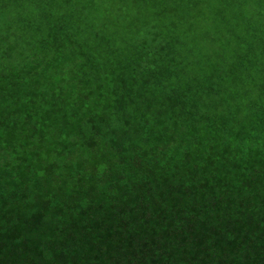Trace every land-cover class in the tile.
Here are the masks:
<instances>
[{"label": "trees", "instance_id": "trees-1", "mask_svg": "<svg viewBox=\"0 0 264 264\" xmlns=\"http://www.w3.org/2000/svg\"><path fill=\"white\" fill-rule=\"evenodd\" d=\"M0 264H264V0H0Z\"/></svg>", "mask_w": 264, "mask_h": 264}, {"label": "rangeland", "instance_id": "rangeland-1", "mask_svg": "<svg viewBox=\"0 0 264 264\" xmlns=\"http://www.w3.org/2000/svg\"><path fill=\"white\" fill-rule=\"evenodd\" d=\"M93 1H96V2H105L106 3V0H93ZM119 3H121L122 4V0H117ZM110 2H112L113 3V0H110ZM119 6H115V8H118ZM119 14H121V16H122V18H123V14H122V12L120 11V13ZM38 15H39V13H37L36 11H34L33 13H32V16H36V18L38 17ZM138 18H140V15L138 16Z\"/></svg>", "mask_w": 264, "mask_h": 264}]
</instances>
